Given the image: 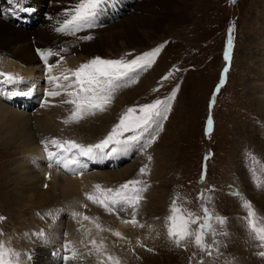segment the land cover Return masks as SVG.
Segmentation results:
<instances>
[{"label": "rangeland", "instance_id": "rangeland-1", "mask_svg": "<svg viewBox=\"0 0 264 264\" xmlns=\"http://www.w3.org/2000/svg\"><path fill=\"white\" fill-rule=\"evenodd\" d=\"M23 1L20 0L19 5ZM150 1L138 0L135 12L131 11L134 3L127 12L132 14L118 23L112 24L114 21L104 18L109 27H104L106 23L100 24L97 30L102 31L96 30L92 36L97 37L89 44L85 42L90 46L98 39H105L109 31H118L121 27L128 29L136 16L144 17L146 14L149 15L148 20L139 24L134 32L138 44L131 41L132 38L127 41V46L115 49L100 44V52L86 53L87 57L82 55L81 58L71 52L72 45L81 42L72 39L69 42L62 39L51 42L55 47H67L66 53L70 55L67 60L76 55L80 57L82 63L76 61L77 67L97 56L128 61L156 48L161 49L154 63L139 71L133 85L126 86L130 89L117 93L106 108L108 111L102 112L103 118H92L84 125H71L60 135V138L70 135L80 144H92L85 140L95 142L107 136L125 109L134 107L136 103L147 104L149 99L150 103L165 99L176 92L168 118L162 121V130L150 146L137 145L133 154L118 166L90 171L97 178L112 176L113 181L102 184V188L117 189L120 186L116 185L118 182L123 184L133 179L148 185L136 209V224L130 225L132 219L126 220L129 223L124 222L127 228L124 227L126 238L123 241L114 238L111 231H108V238L104 234L93 240L87 236L88 220H77L71 211L62 209L59 204L60 207L49 205L43 210L17 207L19 204L12 198L15 193L8 191L14 189L10 185L13 173L27 153L14 145L10 149L0 147V217H4L0 220V241L20 254V264H33L34 252L38 249L49 250L45 252L53 257L52 248L61 250L64 256L70 255L72 249L78 252L76 259L65 264H111L108 256L118 258L120 264H264V256L260 255L264 247L249 234L244 219L247 209L242 206L245 200L250 201L258 216L264 217V192L259 190H264V183L260 187L252 185L250 180L248 183L249 175L240 164V159L264 161V82H261L264 80L261 76L264 68V0H171L167 5L147 4ZM33 2L43 17L49 16L51 6L48 0ZM9 4L17 7L15 3ZM31 5L34 6L33 3ZM115 10L110 5L105 8L112 15ZM39 32L41 28L34 34L35 39H38ZM230 37L231 49L228 47ZM45 44L48 43L42 42L41 46ZM226 53L230 59H225ZM50 64H53L52 69L54 63L42 64L41 69L36 70L40 79L24 77L27 90L36 81L39 83L46 78ZM125 93L128 94L123 96ZM141 97H145L142 103ZM42 114L39 110L32 114L26 112V116H30L28 119L36 115L41 118ZM209 119L212 121L211 129L208 128ZM2 156L6 157L1 160ZM145 166L147 172L141 175L140 169ZM3 168L11 172H5ZM260 169L261 172L256 169L252 174L257 183L264 178V168ZM118 172L120 174L116 175ZM124 174L128 176L121 181ZM222 181L225 189H234L225 191ZM85 197L82 196L83 199ZM174 199L179 206L201 217L203 207L209 209L216 232V235L205 236V241L211 246V254L201 251L194 238L182 241L179 246L169 239L167 217L171 215ZM86 200L83 203L88 205L84 208L87 216L94 212L104 215L103 208ZM126 209L121 208V211L117 208V215ZM49 212L56 214L50 216ZM216 216L224 218L225 223L220 224ZM58 226L62 231L58 230L57 238L55 236L52 242L48 241L45 232ZM198 227V224L191 225L193 230ZM41 232L43 236L37 235ZM65 245L68 246L67 251ZM53 251L57 253V250Z\"/></svg>", "mask_w": 264, "mask_h": 264}, {"label": "bare ground", "instance_id": "bare-ground-1", "mask_svg": "<svg viewBox=\"0 0 264 264\" xmlns=\"http://www.w3.org/2000/svg\"><path fill=\"white\" fill-rule=\"evenodd\" d=\"M33 1L34 0H25V2H23L21 5L14 8L11 5H5V9H2L3 11H0V21H2L0 22V73L11 74L14 77L13 81L7 82L4 76H0V87H3V89L0 88V140L2 141L0 143V147L7 146L9 147L8 149H10V147L14 145L17 149H21L24 153H27L22 161L18 163V166H15L16 172L13 173L14 175L10 184L11 187H14V189L12 188L8 192L10 193L12 191V193H15L13 194L12 198L17 201V203L19 204L17 207L19 208H26L30 210L32 208H37L38 210L42 208L43 210V207L49 205H55V207H58L60 205L62 209H68L72 214L78 213V216H80V214H83L82 217H84L87 216L84 208H87L88 205H85V202L83 203V200L85 198L83 199L82 196L86 193H94L96 191L94 185L96 184H99L101 186H103L102 184L106 183L110 184V181H113L112 176L97 178L93 176L94 174L90 175L85 173V171L76 175H68L65 172V169L61 171L55 164L50 167V162L47 159V154L45 153L44 148L39 147L37 145V142L45 138L58 139L60 138V134L63 131L67 132L69 130L68 128H70L71 125H84L88 124V121L92 118H103L102 112H97L95 115L85 116L84 119H81L78 123L65 124L64 121L69 117L71 111L73 110V105L64 103V101L68 100L69 97L62 92L61 95L55 97L49 96L47 94L46 98L48 99V104L42 105L38 109L43 113L41 118H39L40 115H36L33 118L28 119V117L30 116H26L25 111H20L21 109L16 108L14 105H12V103L9 102V100L7 99V94H11L14 96L19 94L28 95L30 97L34 94L37 95V91H39V88L37 87V81L35 85H31L27 90V82L25 81L24 77H26L28 80L33 78L40 79L39 74L37 75L35 73L36 70L41 69L39 63L46 64L48 62H54L55 65L52 68L50 74H54L57 77H62L63 75H67L68 72L70 79L74 80L75 77H72L70 75L69 70L74 71L75 69L79 68L77 67L78 64L76 63V61L80 62L79 60L82 55H85L86 53L100 52V44H104V46L115 49L120 48L123 45L127 46V41L130 38H132L131 41L134 40V43L138 44L139 40L135 39V29L139 24H142L144 21L148 20L149 15L145 14L144 17L143 15L136 16L129 23L130 26L128 29L121 27V29L118 31H107L109 35H107L105 39H98V41L96 40L97 42H93L89 46L85 42L88 41L89 44V41L94 39L96 35L92 36V33L96 32L100 24L106 23L103 20L104 18L108 21L111 20V22L114 21L112 24L120 22L126 16H130L132 12H135V8L137 7L135 5L138 3V0H134L132 1V3H130L129 1L106 0L105 4L102 5L100 10L98 11V15L93 21V23H95L94 26L85 27L75 34L57 32L56 28L59 27L60 23H62L63 20L67 18L64 15L65 11L71 9V4L74 5L75 3H77V0H48L49 7H51L48 12L49 16L45 17H49L51 21L48 18L43 17L42 13H40L39 11V8L35 7ZM169 2H171V0H151L150 3L147 4L155 5L160 3L161 5H167ZM32 3L34 6L31 5ZM109 5L112 8H115L116 11L121 14L122 18H118V20L115 13L114 15H112L110 12L105 11V8ZM130 10L132 12L127 14V12ZM30 17H32L36 22L35 25ZM104 27L107 28L109 27V25H107L106 23ZM40 28L41 32L39 33H42V35H37L36 37L38 39H35L34 34ZM32 31L35 32L33 33ZM97 31L99 32L102 30L98 29ZM86 36H91L92 38L84 39V37ZM60 39L68 42L70 41V39L75 42H81L72 45L71 48V52L80 55V57H77L76 55V57L74 56L75 58L70 57L68 60H65L70 56L69 54H67L68 52L66 53L67 47L64 46L62 48H59L57 46L55 47L51 45V42H58ZM42 42H47L48 44H45V46H41ZM92 46L94 47L92 48ZM47 50H51L52 52L56 53V55L49 56L47 61H45L41 57L40 53ZM33 52H35L37 56ZM57 59L60 61H57ZM69 65L72 66L69 67ZM262 72L263 74L261 73V76L264 78V68ZM141 79L142 78H140V80ZM21 82H24L22 84V87L19 86ZM261 82L263 83L264 80L262 79ZM67 83L68 81H64V85H66ZM8 84L14 85L9 86ZM121 88H123V90H116L113 93V98L117 96L118 92H124L125 90L130 89L126 87ZM139 88L140 87H138L137 89ZM3 90H5V92H3ZM127 94L128 93H125V95L123 96H126ZM103 115L105 116V114ZM41 128L44 130V133L42 132L43 130H41ZM131 151L132 148L127 152L105 155V157L102 156L93 160H89V163L87 160H80L87 167L92 163H102L103 161H105V158H119L129 156ZM5 157L6 156H2L1 160H3ZM3 169L5 170V172L6 170H8L5 168ZM8 171L11 172L10 170ZM117 174H120V172L116 173V175ZM127 176L128 175L126 174L122 175L121 181H125V178ZM45 186L47 187L45 188ZM205 194H208V192H206ZM59 198L61 199L59 200ZM117 208L120 207H114L113 210L109 212L103 207V216L98 215L96 212H94L92 215L87 216L90 219L88 220V224H86V230L88 231L87 236L90 237V239L98 240V238H101V236L104 234H106V237L108 238V231H111L113 233V237L117 238L118 240L121 239L123 241V239L126 238L124 234V227H127L125 226L126 224L124 222L126 220L133 219V212L135 211L136 213L137 207L133 209L132 207L124 206L123 209H127L124 212H120L119 215H117L116 213ZM88 209L92 210V207H89ZM74 217H76L77 220L80 219L79 217H77V215H75ZM52 219H54V217ZM97 224L100 225V228L96 227ZM130 225H132V223ZM58 230H60L59 226L54 228L52 227L50 230V234L48 233L45 236L47 238H54V234H56ZM116 232H119L121 235H114V233ZM51 254L53 257H50L49 254L45 252V250L38 249L34 252V258L32 262L33 264L67 263L63 259H61V257L63 256L61 252L57 251L56 253V251L52 250Z\"/></svg>", "mask_w": 264, "mask_h": 264}, {"label": "snow or ice", "instance_id": "snow-or-ice-1", "mask_svg": "<svg viewBox=\"0 0 264 264\" xmlns=\"http://www.w3.org/2000/svg\"><path fill=\"white\" fill-rule=\"evenodd\" d=\"M10 3H15L19 6L20 0H9ZM106 0H77L71 9L66 10L64 15L67 17L56 28L57 32L66 34H75L85 27H93V21L98 15V11L104 5ZM234 2V0H233ZM27 10V9H25ZM91 36H86L84 39H91ZM228 47H232L231 37L228 40ZM161 51L156 48L150 52L143 53L132 60L121 59H103L99 56L94 57L90 61L83 63L79 68L69 70L70 75L75 77L70 79L69 75L62 77L49 76V81L54 83L55 88L61 91H50L49 96L55 97L65 93L69 99L64 101L73 105L69 117L64 121L68 123H78L85 116L95 115L97 112H104L107 106L111 103L113 93L120 87H126L128 84L135 83L139 71L150 67L154 63L155 57ZM41 57L47 61L49 56L56 55L51 50L42 51ZM225 59H230L229 53L225 54ZM49 72L52 71L49 67ZM4 76L7 82L14 80L11 74L0 73ZM63 79L68 81L66 85H61L59 81ZM167 79V77H164ZM71 89V90H69ZM176 92L165 99H156L152 103L140 105L138 107H129L119 118L111 131L102 140L95 144H80L74 140H61L53 138L51 140L42 141L44 151L47 154V159L53 164L62 167L71 172L74 168H85L86 165L80 160V157H86L89 160L96 159L105 155H113L127 152L134 146L140 147L150 146L162 130V121L168 118V113L171 111L172 101L175 99ZM212 121L208 120V128L211 129ZM130 133V134H128ZM54 149L51 150L50 149ZM151 160V156L148 157ZM255 160V158L253 157ZM259 163V161H256ZM147 172V166L140 169V174L144 175ZM148 185L140 180H128L121 184L119 188H102L101 185H94V193H86V199L99 204L106 210L111 212L114 207L129 206L135 209L143 199L142 193L147 190ZM179 199V197H177ZM203 199V196H201ZM247 209V216L244 217L247 223L249 234L264 247V217L258 216L250 201L245 200L242 204ZM203 216H199L194 212L188 211L177 204V200L172 201L170 208L171 215L167 217V235L169 239L179 246L182 241L194 238L195 245L201 251H209L210 245L205 241L207 234L216 235L211 221L213 216L207 207H203ZM56 213L49 212L48 215L54 216ZM73 215H79L73 213ZM4 217H0L3 220ZM85 220L90 218L85 216ZM215 219L224 224L225 220L222 217L216 216ZM203 221L202 223L200 221ZM134 226L135 211L133 219L130 221ZM129 223V221H125ZM198 224L196 230L191 228V225ZM100 228V225H96ZM227 235V233H223ZM37 235L43 236L44 233ZM120 236L119 232L114 233ZM214 243H216L214 241ZM95 244V241H93ZM102 247V245H101ZM65 250L68 246L65 245ZM209 254L210 251H209ZM19 253L13 248L7 246L5 242L0 241V264H20ZM264 256V252L260 253ZM78 256L75 249L71 250L70 255L63 256L65 262L74 260ZM107 259L111 264H120L118 258L108 256Z\"/></svg>", "mask_w": 264, "mask_h": 264}]
</instances>
